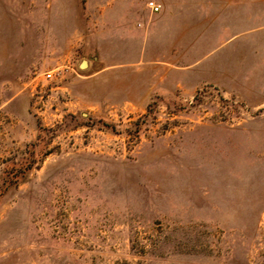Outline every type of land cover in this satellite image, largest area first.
Segmentation results:
<instances>
[{
  "label": "rangeland",
  "instance_id": "1",
  "mask_svg": "<svg viewBox=\"0 0 264 264\" xmlns=\"http://www.w3.org/2000/svg\"><path fill=\"white\" fill-rule=\"evenodd\" d=\"M150 1L0 0V264H264V0L169 94L132 64Z\"/></svg>",
  "mask_w": 264,
  "mask_h": 264
},
{
  "label": "crops",
  "instance_id": "2",
  "mask_svg": "<svg viewBox=\"0 0 264 264\" xmlns=\"http://www.w3.org/2000/svg\"><path fill=\"white\" fill-rule=\"evenodd\" d=\"M243 2L242 7L241 0H234L233 13L230 0H198L197 4L194 0H156L159 11L148 8L141 11L147 27L143 38L151 32V47L149 51L145 47L141 49L133 66L141 71L143 78L158 85L164 94L179 89L194 91L202 83L214 81L216 76L225 74L224 55L218 58L210 55L214 46L223 42L224 34L233 31L236 35V30L239 34H246L247 11L245 0ZM256 8L255 29L264 37V5ZM124 15L118 14V22L127 28H135L136 14L127 11ZM232 51L238 54L239 64L242 62L245 66L246 39ZM260 51L264 54V48Z\"/></svg>",
  "mask_w": 264,
  "mask_h": 264
},
{
  "label": "built area",
  "instance_id": "3",
  "mask_svg": "<svg viewBox=\"0 0 264 264\" xmlns=\"http://www.w3.org/2000/svg\"><path fill=\"white\" fill-rule=\"evenodd\" d=\"M148 7H149L153 12H157V11H159V9H160V5L157 4V3H155L154 1H150V2L148 3ZM53 75H54V74H53L52 71H51V72H47V74H46L47 78H52Z\"/></svg>",
  "mask_w": 264,
  "mask_h": 264
},
{
  "label": "water",
  "instance_id": "4",
  "mask_svg": "<svg viewBox=\"0 0 264 264\" xmlns=\"http://www.w3.org/2000/svg\"><path fill=\"white\" fill-rule=\"evenodd\" d=\"M87 66V61L85 60V59H83L82 61H81V63H80V67L81 68H84V67H86Z\"/></svg>",
  "mask_w": 264,
  "mask_h": 264
},
{
  "label": "trees",
  "instance_id": "5",
  "mask_svg": "<svg viewBox=\"0 0 264 264\" xmlns=\"http://www.w3.org/2000/svg\"><path fill=\"white\" fill-rule=\"evenodd\" d=\"M111 127H112V128H114V126H113V125H111ZM30 167H31V166H30Z\"/></svg>",
  "mask_w": 264,
  "mask_h": 264
}]
</instances>
